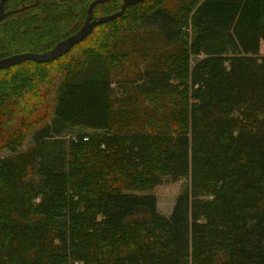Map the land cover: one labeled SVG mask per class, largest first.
<instances>
[{"label":"trees","instance_id":"16d2710c","mask_svg":"<svg viewBox=\"0 0 264 264\" xmlns=\"http://www.w3.org/2000/svg\"><path fill=\"white\" fill-rule=\"evenodd\" d=\"M91 1L7 0L0 60L53 49ZM261 42L264 0H146L0 71V264H264ZM164 178L188 181L169 217L149 193Z\"/></svg>","mask_w":264,"mask_h":264},{"label":"rangeland","instance_id":"374dc122","mask_svg":"<svg viewBox=\"0 0 264 264\" xmlns=\"http://www.w3.org/2000/svg\"><path fill=\"white\" fill-rule=\"evenodd\" d=\"M135 33L136 35H138L139 39H141L143 42L147 41L148 47H151L153 51L155 50L154 53H156L157 55H160V53L167 52V51L172 52L175 48L171 45L166 44L162 40V38L159 36V34L154 30H146L143 28H139L137 31H135ZM142 66L143 65L140 64V67ZM113 88L116 89V95L118 97L123 96L122 95L123 93L119 91L115 85H113ZM53 98H54L53 94H51L48 98L49 105L51 106H53ZM50 119L48 120V122L50 121ZM38 129H39L38 127H34L32 128V130H30V132L27 133L23 146L18 149V153H22L28 149H31L34 146L32 136H33V133L37 131ZM82 133L93 135V134L100 133V131L84 129V128H74L69 133L64 134L62 138H64L65 140H68L70 136H78ZM0 156L2 158H5L11 155L8 152L4 151L0 154ZM187 183L188 181L183 180V179L177 182H172L169 178H164L160 185L154 187L149 192L150 194L155 195L157 198V213L160 216L169 217L176 197L180 194V192L187 185Z\"/></svg>","mask_w":264,"mask_h":264},{"label":"water","instance_id":"95a60500","mask_svg":"<svg viewBox=\"0 0 264 264\" xmlns=\"http://www.w3.org/2000/svg\"><path fill=\"white\" fill-rule=\"evenodd\" d=\"M7 0H0V22L5 17V3ZM112 0H92L91 3L88 6L86 19L82 25V27L79 29L78 32H76L74 35L70 36L69 38L59 42L53 49L42 53V54H21V55H15L8 58H4L0 60V71L2 70H8L9 68L16 66L20 63L26 62V61H32L38 64H45L52 62L63 55L67 54L75 45L83 41L87 36H89L93 29L96 26L103 25L106 23H109L111 21H114L118 18H120L126 11L127 8L134 7L138 4L143 3L146 0H121V6L120 10L118 12H115L114 14L110 16H104L101 18H98L95 21H91V15L93 12V9L101 4H104L106 2H109Z\"/></svg>","mask_w":264,"mask_h":264},{"label":"crops","instance_id":"0c3cea01","mask_svg":"<svg viewBox=\"0 0 264 264\" xmlns=\"http://www.w3.org/2000/svg\"><path fill=\"white\" fill-rule=\"evenodd\" d=\"M259 54H260L261 56L264 55V42H261V44H260Z\"/></svg>","mask_w":264,"mask_h":264},{"label":"built area","instance_id":"2783aa9c","mask_svg":"<svg viewBox=\"0 0 264 264\" xmlns=\"http://www.w3.org/2000/svg\"><path fill=\"white\" fill-rule=\"evenodd\" d=\"M264 56V55H263Z\"/></svg>","mask_w":264,"mask_h":264}]
</instances>
